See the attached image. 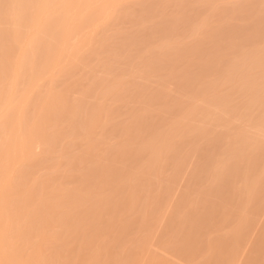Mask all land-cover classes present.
Returning <instances> with one entry per match:
<instances>
[{
  "label": "rangeland",
  "instance_id": "rangeland-1",
  "mask_svg": "<svg viewBox=\"0 0 264 264\" xmlns=\"http://www.w3.org/2000/svg\"><path fill=\"white\" fill-rule=\"evenodd\" d=\"M111 2L85 48L81 34L41 85L15 90L40 141L7 186L21 242L0 260L264 264L261 0Z\"/></svg>",
  "mask_w": 264,
  "mask_h": 264
},
{
  "label": "bare ground",
  "instance_id": "bare-ground-1",
  "mask_svg": "<svg viewBox=\"0 0 264 264\" xmlns=\"http://www.w3.org/2000/svg\"><path fill=\"white\" fill-rule=\"evenodd\" d=\"M24 1L25 0H3V2L29 3V2H24ZM79 1L78 0H33L31 3L51 4V5L72 4V5L82 6V7H75V8H49V9L38 10V12L35 14L38 16V20L36 21H33L31 19V16L33 15L32 13H29L24 10L15 11L8 17H5L4 14L0 12V24L2 22H6L8 23L7 24L8 27L10 25L9 30H7L5 33L0 32V43H1L0 44V73L3 72L4 75L5 73L6 75H8V72L10 73L11 71H13L12 75H9V80H7L9 81V84L5 83V81L2 84V81H0L1 83L0 86L2 85L0 87V234L3 233L5 225L8 224L9 222L11 224L12 222L10 211H9L10 210L9 206L11 204L9 205V202H8L11 199H7V210L5 211V199H6L5 192L7 191V186H8V191L13 192L10 190L9 185H10V182L11 184H13L12 181L14 182L15 180L14 178L15 176H17L16 174L18 172V169L20 166H22L21 163H23L25 161V158L28 157L29 155L28 154L26 156L25 154L27 153L26 150L28 149V146L30 144H33V145H36V147H39L38 146L39 144L37 145V143H39L40 141V140H37L38 142L36 143V140H34L37 134L36 135L33 134V130H34L33 127L32 128L27 127L28 129H30L27 131V128H26L27 123L25 122V119H24L25 114H23L24 112H26L25 111L26 108L24 109L23 105L26 104L27 99L25 97L24 100L26 101L24 102L19 101V103H17L18 101L15 96L16 94L15 90L18 87V84L21 81H25V80H27L25 81L28 84L27 86L28 87L32 86L31 88L33 90V88H35L40 82L42 75H44L45 73L47 74L50 73V75H52L50 71L56 70L60 66L61 60H63L65 56L70 57V55H73L74 52L77 51L76 43L79 41V39L83 37L81 36V34L85 35V33H81V32H83L84 30L86 31V34L89 35L88 34L89 32L87 31L88 29L90 31V26L92 25L90 22L92 23L94 22V20H92L94 19V14L96 16V13H97V16H101L102 18H104L103 16L105 15V12L110 11L108 9L109 7L107 6L110 4L112 6V4L114 3L113 1L112 3L111 0H93V1L91 0V3H89L90 1L88 2V0H86L85 2L84 0L81 2ZM94 1H97V2L94 3ZM83 3L84 5L85 3L86 4L88 3V5L84 6ZM89 4L92 10H90ZM95 4L97 5V7H94ZM88 8L90 11H92V13L88 11ZM94 9L96 11H94ZM106 15H109V14H106ZM90 16H92L93 18H91ZM45 28L46 30H44ZM91 28L93 29V27ZM43 31H45L44 34L46 33V38L42 37L44 36V34H42ZM74 33L77 34L75 37L76 42L75 44H71L70 43L71 36ZM89 36L91 37V40H92V36L91 35ZM47 37H49V41H46ZM85 38H86V35L82 39L85 40ZM89 39L90 38L88 37L86 38V40L88 41L86 40L84 41L85 46L83 48H85L86 45L89 44ZM5 41L7 42V45ZM72 41H73V38H72ZM3 42H5V45H3ZM46 42H49L50 44L47 49H45ZM78 51H80V49H78ZM40 54L45 55V57L42 60V62L39 63V68L37 67L35 68V63H36L35 58L37 55H40ZM11 58H14L13 63L9 62ZM263 66L264 64H261V67ZM208 71L206 73H208ZM26 72H29V74L27 75ZM38 79H39V82L36 83L37 84L36 85L35 82L38 81ZM40 83L39 85H41ZM32 84H35V86H33ZM27 86H24V88H28ZM31 88H28L30 92L32 91L30 90ZM30 92H28L27 96L30 94L32 95V93ZM21 94H24V92ZM17 97L19 98V95ZM15 100L17 102H15ZM20 100L22 99L20 98ZM16 103L18 105H16ZM25 107H27V105ZM21 113L23 115L22 118L24 120L23 123L25 125L21 121L22 120L20 118ZM21 123L23 124L25 130L23 129ZM38 127H36L37 129L35 128L34 133H38L37 132ZM2 134L7 135L5 139L1 137ZM26 134L28 137L26 136ZM38 136L39 135H37V139L39 138ZM31 141H35L34 142L35 144L32 143ZM255 147L256 149L257 147L258 149L261 148L260 146H255ZM143 148H144V145H143ZM30 150H33V149H30ZM259 150H261L260 152L263 151L262 149H259ZM235 151L236 150H234V152ZM234 152L232 154H234ZM217 154H218L217 151L215 152V154H213V156L211 154L209 156V161L213 160L214 155H217ZM24 156L26 157L23 158ZM226 163L228 162H225L224 164L226 165ZM224 164H221V165L224 166ZM233 165L234 164H232V166L229 165V167L226 165L227 168L224 166V168H226L228 171L226 169L224 170L225 172L227 171L226 174L229 173L230 176L234 175V177H236L235 174L239 167L237 166L238 164L234 165L235 167ZM236 167L238 168L236 169ZM219 172L221 175L223 174L226 175L223 170H222L223 174L221 173V171ZM216 174L217 173H215V175ZM248 176L249 175H245L244 180L245 179L248 180L249 179ZM229 179L230 178H228V180ZM221 180H224V179L222 178ZM226 182L227 180L225 181V183ZM227 183L229 184V182ZM216 184H218V182ZM219 184L224 185L223 183H219ZM219 187H221V185H219ZM224 187L225 186H223L221 190ZM226 187L227 189L225 188L222 190V192L226 195L225 198H228V199L230 197L233 198L234 197L233 192L235 190H232V187L230 188V186L228 187L226 185ZM236 192H239V191L236 190ZM239 194L240 196L238 197H240L241 198L240 200L243 201L244 198L242 199L243 197L242 193H239ZM227 195H229V197H227ZM8 255L9 254H5L3 251H0V259L1 258L9 259Z\"/></svg>",
  "mask_w": 264,
  "mask_h": 264
},
{
  "label": "snow or ice",
  "instance_id": "snow-or-ice-1",
  "mask_svg": "<svg viewBox=\"0 0 264 264\" xmlns=\"http://www.w3.org/2000/svg\"><path fill=\"white\" fill-rule=\"evenodd\" d=\"M82 7L81 5H72V4H60V5H51V4H38V3H12V2H3L0 0V12L4 14L5 17H8L13 12L18 10H24L29 13H32L31 19L33 21L38 20V16L35 15L38 10L49 9V8H75ZM261 8L264 9V0H261ZM223 165H220L218 171H222ZM7 210V193L5 199V211ZM20 239L17 237L14 228L11 226L10 222L5 225L4 231L0 234V251H3L5 254H10L16 251L20 244ZM0 264H29V262L20 261V260H0ZM38 264H123L121 261H111L103 259H90L83 258L79 260H44L38 262Z\"/></svg>",
  "mask_w": 264,
  "mask_h": 264
}]
</instances>
